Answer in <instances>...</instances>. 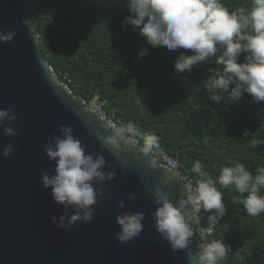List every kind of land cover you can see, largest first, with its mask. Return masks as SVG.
Masks as SVG:
<instances>
[{
  "label": "clouds",
  "instance_id": "obj_1",
  "mask_svg": "<svg viewBox=\"0 0 264 264\" xmlns=\"http://www.w3.org/2000/svg\"><path fill=\"white\" fill-rule=\"evenodd\" d=\"M124 2L130 12L122 21L125 29L128 25L137 29L152 48L191 51V55L181 52L174 61L177 74L191 71L205 61L217 65L208 70L207 79L201 82L209 101L235 104L248 94L254 102H264V0H250L249 5L232 10L224 0ZM15 36L13 31L0 32V42H11ZM242 53L245 54L243 62L240 61ZM148 54V50L143 49L138 56L143 59ZM17 122L14 107L0 109V128L6 135H20L15 128ZM59 132L62 135L53 134L44 146L49 161L55 163V170L43 172L41 184L44 188H51L54 202L64 208L59 218L55 215L50 217L51 222L68 229L81 221L92 222L95 206L104 197L103 185L114 180L116 173L110 170L112 165L107 164L103 154L87 151L82 141L75 138L72 126L60 125ZM248 135L243 133L244 137ZM138 141H142L140 150L150 157L152 168L161 166L154 153L168 161L160 138L155 133L141 130L134 121L112 124L110 134L102 138V143L117 153L135 147ZM252 143L259 149L264 145V139ZM15 151L16 146L9 143L2 156L8 158ZM106 167L109 170L105 171ZM191 172L197 175L196 185L190 192L179 196L175 204L163 187L152 189L157 205L152 214L155 228L161 239L170 244L172 251L188 249L194 233L202 232L200 211L209 213L207 220L210 223L220 222L227 214L223 189L232 188L241 195L239 202L248 216L257 217L264 213V164L257 167L254 174L245 163L229 160L214 177L206 170L205 162L196 160ZM135 199V193L128 194L127 201ZM125 206L126 201L120 199L118 207ZM70 209L73 210L71 214ZM145 218L143 211L118 212L116 222L120 230L116 239L127 243L138 237L144 230ZM200 238L198 260L190 258L189 264H222L231 252L230 246L224 239L206 241L202 235Z\"/></svg>",
  "mask_w": 264,
  "mask_h": 264
},
{
  "label": "water",
  "instance_id": "obj_2",
  "mask_svg": "<svg viewBox=\"0 0 264 264\" xmlns=\"http://www.w3.org/2000/svg\"><path fill=\"white\" fill-rule=\"evenodd\" d=\"M32 18L27 0H0V32L16 33L11 42H0V109L14 107L20 133L12 137L0 128V264H189L190 258L198 260V232L188 249L172 251L157 233L152 215L157 207L153 188L163 187L174 204L185 193L179 170L163 164L152 168L140 146L117 153L102 143L110 128L69 92L43 58ZM60 125L72 126L87 151L103 154L116 173L103 185L104 197L95 206L92 222L81 221L68 229L51 222L50 217L59 218L64 208L54 202L51 188L41 184V174L55 170L44 146L53 134L62 135ZM9 143L17 151L4 158ZM129 193H135L136 199L127 201ZM120 199L126 201L125 208L118 207ZM124 211H143L146 218L138 237L120 243L116 215Z\"/></svg>",
  "mask_w": 264,
  "mask_h": 264
},
{
  "label": "trees",
  "instance_id": "obj_3",
  "mask_svg": "<svg viewBox=\"0 0 264 264\" xmlns=\"http://www.w3.org/2000/svg\"><path fill=\"white\" fill-rule=\"evenodd\" d=\"M27 2L41 54L60 81L68 75L76 93L107 100L125 122L155 133L162 149L195 182L191 168L196 160L205 162L214 177L229 160L245 163L254 174L264 164V145L257 149L252 143L264 139V102L256 103L248 94L235 104L209 101L201 82L217 65L205 61L177 74L174 61L191 51L152 48L137 29H125L122 21L130 12L124 0ZM224 3L232 10L250 0ZM143 49L149 54L141 59ZM222 191L228 212L216 223V234L232 246L222 264H264V213L248 216L239 193Z\"/></svg>",
  "mask_w": 264,
  "mask_h": 264
},
{
  "label": "built area",
  "instance_id": "obj_4",
  "mask_svg": "<svg viewBox=\"0 0 264 264\" xmlns=\"http://www.w3.org/2000/svg\"><path fill=\"white\" fill-rule=\"evenodd\" d=\"M64 79L66 81H64L63 83L66 85L69 92L72 95H75L78 98V100L80 101V103L85 108H87L92 113H94L96 115V117L99 118L103 123H105L109 128L111 127L112 124L118 123L120 121H124L116 113L115 108L109 107V103L107 100L100 99V98H98V96H95L93 98L83 97L82 95H79L78 93H76L71 88L70 84L72 83V80L68 75H64ZM141 144H142V141H138L136 146H140ZM163 152H164V154L167 155L168 161H164L159 153H154L153 155L155 156L156 159L159 160L160 164H163V165L169 167L170 169H176L177 168L179 170L181 177H182V180L184 182L185 193L190 192L191 189H193L196 185L194 178L192 176H190L189 173L181 171L179 169V161L175 156L171 155L169 152H167L164 149H163ZM199 215L201 216L200 228L202 230V232L199 234V237H201V235H202L203 239L206 241H210V240H214V239H220L217 237V234H216V223H210L207 220V216L209 214L207 212L200 211ZM225 243L230 246L231 252H232L231 244L227 241H225Z\"/></svg>",
  "mask_w": 264,
  "mask_h": 264
}]
</instances>
